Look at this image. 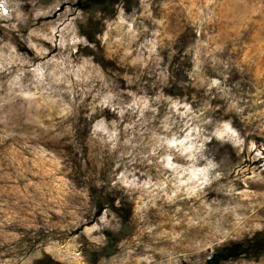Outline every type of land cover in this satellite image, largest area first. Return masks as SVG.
Wrapping results in <instances>:
<instances>
[{"label":"rangeland","instance_id":"1","mask_svg":"<svg viewBox=\"0 0 264 264\" xmlns=\"http://www.w3.org/2000/svg\"><path fill=\"white\" fill-rule=\"evenodd\" d=\"M263 206L264 0H0V264H264Z\"/></svg>","mask_w":264,"mask_h":264},{"label":"bare ground","instance_id":"2","mask_svg":"<svg viewBox=\"0 0 264 264\" xmlns=\"http://www.w3.org/2000/svg\"><path fill=\"white\" fill-rule=\"evenodd\" d=\"M173 161H175V160H173ZM201 178L202 177H200L199 175L195 176L193 179H190V182H188V184H193L195 186V188H196L197 182L200 181ZM180 185H182V184H180ZM184 186H186V184ZM168 189H170V188H168ZM183 190H184V188H183ZM178 196H180V194H178ZM188 197H190V195L187 196L186 199H188ZM186 199L182 201L183 208L182 209L176 208L175 210L173 209L174 213H173V210H172L173 206H170V205H167V204H163L162 211L159 214L160 223L162 225H165L166 227H169L171 229V231H174V229H184L185 232L189 231V234L192 235V236H197L202 231L204 232V230H208V229L212 228L211 227L212 223H210V221L208 222V221L203 220V221H200L197 224H190V223L185 222V220L187 218H186V213L184 212V209H187V208L191 209V203H190V201H188ZM258 199H260V198H258ZM245 204L246 205H242V207L240 209L244 210V211H248L246 206L248 207L249 204L248 203H245ZM261 211H264V206L260 207L257 210V212H261ZM175 214H178L180 216V218L182 217L181 219H179L178 222H175V218H174ZM227 215H228V213H227ZM212 217H214L213 214H209V215L206 216L207 219L212 218ZM162 225H160V227ZM133 242H134V240L132 239L130 241L131 246H132ZM148 243H149V245L151 247L149 249V251H152L153 255L156 256V257H159V258H169V255L167 254L169 250H173V251L177 252L178 250H184L185 249V247L183 246V243H184L183 239L174 237L172 232H166V231H161L160 233H157V232L150 233L149 234ZM137 250H139L140 252H144L145 251L142 242L138 244ZM151 263H152L151 260L150 261H148V260H145V261L132 260L130 263H125V264H151Z\"/></svg>","mask_w":264,"mask_h":264},{"label":"trees","instance_id":"3","mask_svg":"<svg viewBox=\"0 0 264 264\" xmlns=\"http://www.w3.org/2000/svg\"><path fill=\"white\" fill-rule=\"evenodd\" d=\"M224 256H226V253H225V251H220V252H218L217 254H216V258L215 259H221V258H223ZM217 263V262H216Z\"/></svg>","mask_w":264,"mask_h":264}]
</instances>
